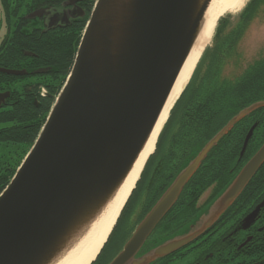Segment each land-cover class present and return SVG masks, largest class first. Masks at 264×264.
Here are the masks:
<instances>
[{
  "label": "water",
  "instance_id": "water-1",
  "mask_svg": "<svg viewBox=\"0 0 264 264\" xmlns=\"http://www.w3.org/2000/svg\"><path fill=\"white\" fill-rule=\"evenodd\" d=\"M210 2L95 0L65 83L0 194V264H54L90 230L145 148ZM262 106L264 100H258L239 110L203 145L110 264H144L164 256L232 203L264 163V141L203 218L132 261L211 148Z\"/></svg>",
  "mask_w": 264,
  "mask_h": 264
},
{
  "label": "flooded vegetation",
  "instance_id": "flooded-vegetation-1",
  "mask_svg": "<svg viewBox=\"0 0 264 264\" xmlns=\"http://www.w3.org/2000/svg\"><path fill=\"white\" fill-rule=\"evenodd\" d=\"M94 2L0 0V158L7 165H13L30 141L33 130L38 125L40 130L43 125L65 83L85 26L84 20L90 16ZM258 100L264 99L250 104ZM245 107L230 113L222 126ZM251 127L252 134L240 154ZM263 141L264 106L237 121L211 148L174 204L133 255L132 261L203 218ZM234 153L236 156L231 159ZM220 156L226 158L220 161ZM208 157L212 159V170L205 167ZM189 161L182 163L177 157L176 168L168 171L170 174L174 170L170 179L161 186V191L146 193L145 208L141 212L135 209L130 223L135 222L126 238L107 241L91 264H110L141 219ZM144 264H264V163L205 230L185 245Z\"/></svg>",
  "mask_w": 264,
  "mask_h": 264
},
{
  "label": "trees",
  "instance_id": "trees-1",
  "mask_svg": "<svg viewBox=\"0 0 264 264\" xmlns=\"http://www.w3.org/2000/svg\"><path fill=\"white\" fill-rule=\"evenodd\" d=\"M262 15L264 0H249L233 23L228 17L218 20L212 47L202 54L199 65L174 105L158 137L155 153L148 158L144 172L141 173L107 241L125 239L129 228L135 222L130 223V217L136 210L141 212L145 208L146 193L161 191V186L170 179L174 170L170 174L168 171L176 168L177 157L181 158L182 163L189 161L197 149L222 126L230 113L253 100L264 99V51L243 65L238 49L249 25ZM85 22L86 19L84 24ZM229 59H232L231 65L235 71L226 72ZM38 126L12 166L0 158V192L36 137ZM223 141L224 138L220 144ZM248 154L249 152L246 155ZM235 156L236 153L232 154L231 159ZM219 158L222 161L226 157ZM211 166L212 159L208 157L205 167L211 169Z\"/></svg>",
  "mask_w": 264,
  "mask_h": 264
},
{
  "label": "bare ground",
  "instance_id": "bare-ground-1",
  "mask_svg": "<svg viewBox=\"0 0 264 264\" xmlns=\"http://www.w3.org/2000/svg\"><path fill=\"white\" fill-rule=\"evenodd\" d=\"M246 1L247 0H211L205 13L203 25L192 50L176 78L156 126L133 169L90 230L54 264H90L98 255L107 241L127 199L134 189L145 163L153 154L158 137L168 121L174 105L189 83L203 51L213 38L218 20L226 13H236L240 11Z\"/></svg>",
  "mask_w": 264,
  "mask_h": 264
},
{
  "label": "rangeland",
  "instance_id": "rangeland-1",
  "mask_svg": "<svg viewBox=\"0 0 264 264\" xmlns=\"http://www.w3.org/2000/svg\"><path fill=\"white\" fill-rule=\"evenodd\" d=\"M248 1L249 0H247L245 2L244 6L242 7V9L240 11H238L236 13H226L221 18H227L228 17V18H230V22L233 23L235 21V19L237 18V16L240 14V12L244 9V7H245V5L247 4ZM1 15H2V13L0 11V19L2 20V16ZM212 45H213V38L211 39L209 45L205 48L204 51H206L207 49H210L212 47ZM238 47H239L238 49L240 50L239 51L240 56L243 58V62H242L243 65H246L247 63L251 62L254 58L258 57L259 52L261 53L262 50L264 51V15H262L259 18H256L249 25L248 29L243 34V37H242L241 41L238 44ZM204 51H203V53H204ZM200 59H199L197 65H196L195 69L199 65ZM231 60L232 59L228 60L229 63L227 64V66L225 68L226 72L235 71L234 67L231 65L232 64ZM195 69H194V71H195ZM194 71H193V73H194ZM249 104L250 103H248L247 105H249ZM247 105H245V106H247ZM179 108H180V106H179ZM177 110H179V109H177ZM237 110L238 109H235L232 113H235ZM153 153H155V149H154ZM140 176H139V178H140ZM156 193H158V191H156ZM102 248H101V250H102Z\"/></svg>",
  "mask_w": 264,
  "mask_h": 264
}]
</instances>
